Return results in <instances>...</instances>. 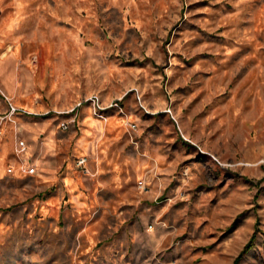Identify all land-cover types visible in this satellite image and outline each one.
I'll return each instance as SVG.
<instances>
[{
    "label": "rangeland",
    "instance_id": "374dc122",
    "mask_svg": "<svg viewBox=\"0 0 264 264\" xmlns=\"http://www.w3.org/2000/svg\"><path fill=\"white\" fill-rule=\"evenodd\" d=\"M252 238L238 264H264V0H0V264H235Z\"/></svg>",
    "mask_w": 264,
    "mask_h": 264
},
{
    "label": "built area",
    "instance_id": "2783aa9c",
    "mask_svg": "<svg viewBox=\"0 0 264 264\" xmlns=\"http://www.w3.org/2000/svg\"><path fill=\"white\" fill-rule=\"evenodd\" d=\"M88 101H91L92 102V105L94 107V114L97 116V117H104V114H103V111L106 109L105 107H103L101 105V102L99 100V98L97 96H92L90 97V99ZM16 109H14L15 111ZM75 121V119H74ZM61 126L64 128V129H67L68 128V123L66 122H62ZM19 149L24 152L25 149H26V144H25V141L21 140L19 142ZM79 165L84 169V172L86 174L90 173L85 167H86V159H81L80 162H79ZM35 168L34 167H30L29 168V172L30 173H34L35 172ZM140 186L143 188V190H147L148 187L146 185V182L144 181H141L140 182Z\"/></svg>",
    "mask_w": 264,
    "mask_h": 264
},
{
    "label": "trees",
    "instance_id": "16d2710c",
    "mask_svg": "<svg viewBox=\"0 0 264 264\" xmlns=\"http://www.w3.org/2000/svg\"><path fill=\"white\" fill-rule=\"evenodd\" d=\"M252 244H253V238L251 239V241L245 246V248L243 249V251L241 252V254L237 257L236 261H235V264H238V262L240 261V259L242 258V256L248 252V250L251 249L252 247Z\"/></svg>",
    "mask_w": 264,
    "mask_h": 264
}]
</instances>
